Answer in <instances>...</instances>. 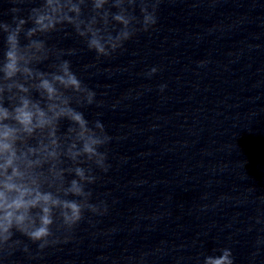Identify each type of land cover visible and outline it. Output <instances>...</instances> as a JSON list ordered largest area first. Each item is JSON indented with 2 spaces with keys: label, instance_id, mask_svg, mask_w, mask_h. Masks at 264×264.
<instances>
[{
  "label": "clouds",
  "instance_id": "9594fccd",
  "mask_svg": "<svg viewBox=\"0 0 264 264\" xmlns=\"http://www.w3.org/2000/svg\"><path fill=\"white\" fill-rule=\"evenodd\" d=\"M8 2L11 20L0 19V260L16 251L31 255L20 237L41 253L67 243L86 213L108 211L105 201L92 202L90 186L99 178L95 170H109L113 137L82 110L102 101L67 58L80 49L50 43L52 35H74L97 60L111 57L138 33L155 29L161 0ZM29 3L34 6L22 7ZM46 62L47 71L39 67ZM62 121L68 122L63 131ZM213 252L219 255H204L202 264H234L230 248Z\"/></svg>",
  "mask_w": 264,
  "mask_h": 264
}]
</instances>
